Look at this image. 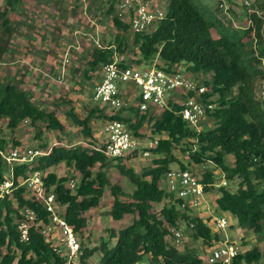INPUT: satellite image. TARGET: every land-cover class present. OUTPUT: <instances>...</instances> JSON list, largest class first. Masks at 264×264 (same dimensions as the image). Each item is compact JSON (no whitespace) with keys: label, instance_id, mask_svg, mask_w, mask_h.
I'll return each mask as SVG.
<instances>
[{"label":"trees","instance_id":"16d2710c","mask_svg":"<svg viewBox=\"0 0 264 264\" xmlns=\"http://www.w3.org/2000/svg\"><path fill=\"white\" fill-rule=\"evenodd\" d=\"M5 1L6 7L0 11V64L14 33L7 16L8 7L14 9L21 0ZM105 1L109 2L107 13L114 14V3L118 0ZM241 1L247 8L244 0ZM248 11V25L226 26L211 6L199 0H168L164 18L150 32L140 33H134L130 23L113 15V25L119 32L114 41L91 51L81 81L91 80L92 72L114 61L117 53L132 52L139 56L130 61L123 59L120 65L150 63L155 57H158V66L168 70H179V66L186 63L195 78L200 74L206 76L202 83L208 88L204 99L216 103L215 109L207 114L215 120L214 126L206 130L192 127L179 113V103L173 100L170 108L164 111L140 113L134 110L138 118H131L117 112L109 114L107 108L100 106L89 108L87 115L81 117L74 101L66 98L71 105L67 114L96 145H55L48 154L38 156L34 163L15 166L10 191L0 197V264H87L95 253L100 254L97 264H207L197 253L181 251L169 241L170 228L182 223L189 227L194 224V237L207 244L219 238L209 224L210 215L180 211L174 195L161 186L172 162L178 161L181 169H188L174 154L176 147L188 154L192 162H213L218 167L227 184L219 186L213 201L216 209L230 212L241 227L263 239L264 107L257 98L256 86L264 78V0H252ZM130 30L132 43L129 42ZM57 113L56 109L47 110L37 104L32 92L21 88L18 81L0 77V119H5L9 129L15 130L28 120L33 126L43 122L49 129L63 131L64 124ZM115 118L127 123L134 135L145 134L148 126L152 133L162 135L156 145L147 147L157 156L153 166L137 172L127 165V161L139 154L138 150L121 157L105 155L103 143L94 137L93 121ZM8 146L9 140L0 129V150ZM45 148L46 143L40 145V149ZM114 161L134 188L127 193L119 184L110 186V215L118 221L132 215V221L117 232H111L110 238L103 239L98 246L89 247L82 242L78 259L69 262L65 254L54 251L52 240L38 224L41 220L49 222L50 213L41 201L29 195L27 185L22 182L29 171L41 170L46 190L55 194L57 206L64 207L59 214L78 235L88 224L85 213L102 203L110 185L105 168ZM62 162L80 174L75 188L69 185L70 180L76 178L74 174L59 176L54 171L47 172ZM8 174L9 167L0 154V185L10 178ZM216 176L214 170H206L200 177L206 184H212ZM228 183L236 188L227 186ZM206 188L214 191L216 187ZM169 198L170 202L165 203ZM24 208L34 210L37 215L36 223L31 224L28 241L20 240L18 230ZM246 241L243 237V244ZM262 256L259 246L249 247L233 264L260 263Z\"/></svg>","mask_w":264,"mask_h":264},{"label":"rangeland","instance_id":"374dc122","mask_svg":"<svg viewBox=\"0 0 264 264\" xmlns=\"http://www.w3.org/2000/svg\"><path fill=\"white\" fill-rule=\"evenodd\" d=\"M47 4L46 6V17L42 24L46 26V31H34L33 33L38 34V39L40 37L46 36L44 38L48 43V52L50 54V61L43 67L35 70L34 76L27 74L29 68H33L30 63L25 59H21L20 62H14L13 58L8 59L5 65H2L3 71L0 73L3 75L7 70L9 73L17 74L16 81L19 82L20 87L30 88L32 90V95L34 101L41 107L47 110L58 111V116L64 124V130H52L45 126L43 122H37V125L33 126L29 122L22 124L15 130H11L7 127L5 119H0V129L3 131V135L9 140V145L20 144L22 146L40 148L43 143L47 144V148L42 149L47 154L51 151V148L55 145H71L77 146L83 145H96L94 140H91L83 134L81 127L76 125L72 119L67 114L68 110L71 108L65 99L69 98L74 101L77 112L81 117H85L89 111V108L93 106H99L92 99V92L94 85L100 80L99 69L93 71V78L86 82L81 81L83 78V71L87 67V59L91 54V51L96 46H103L107 44L108 41H114L116 34L119 30L113 25L112 17L115 14L109 15L107 13V7L109 6L108 1L102 0H44ZM152 3L159 8H166L168 0H151ZM206 4L207 7L211 6L213 13L220 18L224 25L229 26H246L249 24L247 14L249 7H244L241 0L229 3L227 0H199ZM224 1L225 7H219V2ZM115 9L117 1L114 3ZM3 7V5H2ZM1 7V8H2ZM217 7L219 9H217ZM9 14V13H8ZM15 15H13V18ZM10 20V19H9ZM127 21V20H125ZM128 22V21H127ZM129 23V22H128ZM149 32L151 30H148ZM129 37V42L132 43L133 32ZM214 34L217 32L213 30ZM33 33L28 32L29 35L33 36ZM21 37V36H20ZM25 39L26 36H22ZM69 46H73L70 48ZM69 48V49H67ZM67 51L65 52V50ZM68 53L69 63L66 66V76L64 80L58 79L59 70L62 69L63 60L65 54ZM118 61L127 60L130 61L133 58H139L138 55H133L132 52L128 53H117ZM28 59V58H27ZM145 63V62H143ZM147 63V65H150ZM1 69V68H0ZM34 70V68H33ZM179 70L186 74L191 79H194L200 83H203L206 76L200 74L197 78L189 72L188 65L183 63L179 66ZM18 71V72H16ZM42 73V74H41ZM38 76L36 77V75ZM27 75L29 78L24 77ZM44 76L43 78H40ZM22 79H20L19 77ZM36 77V79L34 78ZM34 78V81H30ZM9 81V78L6 81ZM24 80V82L22 81ZM28 82V85H27ZM30 82V84H29ZM32 84V85H31ZM124 116H127L129 112L127 110L118 111ZM131 118H138L135 113L131 114ZM215 120L208 115L199 123L197 130H206L214 126ZM103 119H96L93 121V133L95 139L102 143L104 136L102 133ZM150 126L146 127L144 130L145 134L136 135L141 138V145L150 146L151 144L156 145V141L160 138L159 134H154L150 130ZM164 136V135H163ZM146 150V149H142ZM148 150V149H147ZM139 154L127 161L129 167L134 168L135 171L141 172L143 168L154 165V158L157 156L150 150L148 156L142 155V151H138ZM174 154L178 159L188 166V169L193 171L198 176H201L206 170H214L217 174L216 176V188L214 191H210L209 204L213 203L212 197H216L218 193L219 186L222 185L225 176L218 170V167L213 162H208L205 164H198L192 162L188 154H183L180 148L176 147L173 149ZM38 158V157H37ZM230 161V157H227ZM116 162L113 165L105 168L110 179V185L106 189V193L99 207L93 208L85 213L88 224L84 231L78 234L81 243L89 247L98 246L103 239L110 238L111 232H117L121 227L131 223L132 215L126 216L122 220H114L110 215L112 195L110 191V186L112 184H119L127 193L133 191V184L130 179L123 175L120 170L116 167ZM171 169H178L180 163L174 161L170 165ZM54 171L59 176L61 175H75V180L79 181L80 174L75 172L72 167H69L65 162L55 165L47 170ZM9 175V174H8ZM161 186L168 189V182L166 178L161 180ZM227 186H231L233 189L236 187L230 183ZM29 195L30 192L28 191ZM213 193V195H212ZM207 198V197H206ZM170 198L165 200V203L170 202ZM211 201V203H210ZM162 203L159 204V208ZM204 205L200 209H203ZM216 208V207H215ZM64 207L58 206V211L62 212ZM200 211H192L191 214L199 215ZM206 215V214H205ZM224 215L231 226L225 230H222L220 238L242 243V252H245L249 247L259 246L262 251L261 264H264V237L260 240L261 236L257 233L249 231L239 225L238 219L233 216L230 212H223ZM213 228H215V222L212 219L209 223ZM184 236L183 240L179 245H175L181 251H192L197 253L204 262H206L209 247L212 245L207 244L201 238L194 237L193 228L189 227L186 223L183 226ZM214 233L218 232L214 229ZM219 236V234H218ZM243 237L246 238V243L243 244ZM100 254L95 253L91 258L88 259L87 264H97L99 263ZM144 262H148L145 259ZM241 264H246L242 262ZM254 264V263H253Z\"/></svg>","mask_w":264,"mask_h":264},{"label":"built area","instance_id":"2783aa9c","mask_svg":"<svg viewBox=\"0 0 264 264\" xmlns=\"http://www.w3.org/2000/svg\"><path fill=\"white\" fill-rule=\"evenodd\" d=\"M244 4L250 8L252 0H244ZM220 6L225 7L224 1ZM165 14L166 8L156 7L151 0H118L115 9V15L127 20L134 33L152 30ZM69 61L66 53L62 69L57 73L61 81L66 76V66ZM99 73L101 79L93 89L92 99L100 107L107 108L109 114L127 110L129 114L126 117H131L134 110L140 113L164 111L170 108V101L173 100L179 103V113L189 125L197 127L208 112L216 107L215 102L204 99V94L208 90L206 85L191 79L180 70L159 67L158 57H155L150 65L147 63L120 65L116 58L112 62L104 63ZM256 95L264 107V78L257 83ZM27 122L28 120H25V123ZM102 133L103 151L110 158L126 156L135 150H141L142 155L148 156L150 154L148 148L154 146L151 144L142 147L141 138L134 135L127 123L120 119L103 120ZM143 148L146 150H142ZM0 154L6 160L10 177L0 185V197H4L13 184L11 179L15 166L32 164L38 156L46 152L40 148L14 144L4 150L1 149ZM43 175L41 170L29 171L28 177L22 184L27 185L30 194L41 201L50 213L49 222L41 220L38 224L43 227L45 236L52 240L54 251L65 254L69 262H75L81 254V242L74 228L59 214L55 194L46 190ZM166 180L167 190L174 195L180 211L200 210L202 204L209 200L210 190L206 187L212 185L216 187L215 183L206 184L200 176L189 169H170L166 174ZM223 181L222 185L227 184L226 180ZM76 184L77 181L74 179L69 182L71 188H75ZM206 210L215 222L213 229L219 234L218 240H214L209 247L206 263L233 264L234 259L242 252V243L231 241L229 238H220V235H223L222 230L230 227L231 223L224 215H218L215 207L211 206ZM22 213L23 218L18 222L20 240L28 241L31 224L36 223L37 215L30 208H24ZM183 226L182 223L179 227L170 228L171 244L179 245L182 242ZM190 227L194 228V224Z\"/></svg>","mask_w":264,"mask_h":264},{"label":"crops","instance_id":"0c3cea01","mask_svg":"<svg viewBox=\"0 0 264 264\" xmlns=\"http://www.w3.org/2000/svg\"><path fill=\"white\" fill-rule=\"evenodd\" d=\"M46 6L47 4L44 0H21L14 9H11L10 7H8L9 14L7 16L9 17L10 23L14 28V33L11 36V41L8 46V51L6 55L4 56L2 63L0 64V68H1L0 73L1 71H3L2 65H5L8 59H12V58L14 62L15 61L20 62L21 59L22 60L25 59L27 60L28 63H30V65H33L31 67H33L34 70L33 68H29L27 71V74L28 75L30 74L31 76H34L35 70L39 69V67H43L45 64H47L50 61L51 57L48 52V43H47V40L44 39V38L47 39V37L41 36L40 39H38V37H36L38 36V34L33 33L36 30L46 31L45 29L46 26L42 24L43 18L46 17V14H47ZM5 7H6V1L0 0V11L3 10ZM13 15H15L14 18H13ZM44 21H46L45 18H44ZM28 32L33 33V36L29 35ZM20 36L21 37L26 36V38L22 39ZM69 47L72 48L73 46H69ZM67 49L65 50V52L67 51ZM18 73L11 75L9 73V70H7L3 75H1V78L4 80L9 78V81H16ZM23 76L29 78L27 75H23ZM23 76H20V77L18 76V77L22 79L21 77ZM37 76L38 74L36 75V77ZM36 77L34 78L36 79ZM43 77L44 76L40 75V78H43ZM34 78L31 79L30 81L33 82ZM22 82H24V80ZM27 85H28V82H27ZM24 88L27 90H30V88H27V87H24ZM30 91L32 92V90ZM215 199L216 197L214 198L213 196L212 200L214 201ZM203 205H204L203 209H200L199 211H200V214H203L206 217L209 215L206 209L210 208L211 206L215 207V205H214V202L209 204V201L204 202L202 206ZM216 212L218 213V215H222L223 213L220 210H217Z\"/></svg>","mask_w":264,"mask_h":264}]
</instances>
